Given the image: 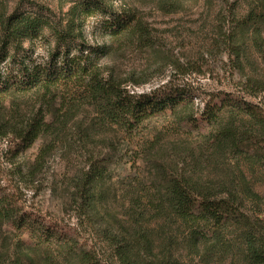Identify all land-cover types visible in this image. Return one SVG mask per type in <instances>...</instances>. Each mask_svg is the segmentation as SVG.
<instances>
[{
  "label": "trees",
  "instance_id": "1",
  "mask_svg": "<svg viewBox=\"0 0 264 264\" xmlns=\"http://www.w3.org/2000/svg\"><path fill=\"white\" fill-rule=\"evenodd\" d=\"M96 13L106 18L105 36L144 38L141 21L112 13L102 0H74L65 22H54L48 11H15L0 22V139H13L5 152L8 179L0 177V264H108L105 252L111 264H190L228 243L243 264H264V219L246 215L247 207L261 212L252 178L258 171L264 176V110L247 97L264 94V77H245L236 93L196 107L198 95L178 86L136 93L129 86L141 82L103 64L110 46L84 41V21ZM49 37L52 49L38 60L32 44H50ZM227 39L236 75L246 66V43L232 34ZM251 43L264 59L263 34L252 35ZM34 93L41 103L22 106ZM80 108L88 122L68 131ZM158 123L162 135L152 136ZM42 138L47 143L25 161ZM163 138L168 147L159 145ZM62 139L85 158L68 178L71 188L62 191L63 210L75 224L26 206L25 192L35 195L46 156ZM126 158L148 165L150 181L121 169ZM218 158L223 177L207 182L203 171L219 170ZM230 226L238 227L232 240ZM100 246L106 247L103 259Z\"/></svg>",
  "mask_w": 264,
  "mask_h": 264
},
{
  "label": "rangeland",
  "instance_id": "2",
  "mask_svg": "<svg viewBox=\"0 0 264 264\" xmlns=\"http://www.w3.org/2000/svg\"><path fill=\"white\" fill-rule=\"evenodd\" d=\"M112 13L133 14L141 21L146 33L144 38H122L113 40L104 33L103 22L105 17L96 13L84 21L81 34L87 44H106L110 46L111 54L103 60V64L122 79L129 77L138 80V87L129 86L136 93H149L155 89L167 86H178L184 91L194 92L198 95L195 107L201 100L208 101L212 97L224 93H236L237 85L245 83V77H264V59L252 47V35L261 33L264 36V0H102ZM74 0H0V22L3 18L17 13H42L58 23L65 22V13ZM263 16V17H262ZM261 17L263 18L260 21ZM1 24V23H0ZM45 36L48 32H44ZM236 35L237 39L245 41L247 60L244 71L231 74V61L227 53V36ZM1 37V29H0ZM50 44L45 40L34 42V57L42 60L47 51L52 49L54 41ZM24 47H28L25 43ZM252 47V48H251ZM40 93L26 95L21 99L25 108L38 106L41 103ZM247 97L250 102L259 105L264 110V94H254ZM58 104V103H57ZM56 104V105H57ZM80 108L75 117L68 123V131L73 130L75 123L88 122ZM47 120H50L47 117ZM163 124L153 125L152 136L162 135ZM73 128V129H72ZM74 132V131H72ZM70 136V135H69ZM74 139H76L74 137ZM9 138L0 139V177L5 179L9 166L5 161V152L12 147ZM98 140V139H95ZM170 140L163 138L160 146L166 147ZM47 143L43 138L36 141L23 156L25 161L32 162L39 149ZM96 143V142H95ZM69 145H71L69 143ZM64 142L58 143L46 156V164L41 176L37 179L38 188L35 195L25 192L26 206L31 208L41 206L48 215L56 214L64 223L75 224L76 220L68 218L64 209L65 194L69 190V179L83 167L85 158ZM91 150L105 152L100 148ZM168 147V146H167ZM130 159V158H129ZM126 158V165L121 169L127 174H137L138 179L150 181V167ZM220 168L204 169L203 178L207 182L215 183L216 179L223 177L225 164ZM124 171L122 172L125 173ZM264 176L260 171L255 175V192L261 198V212L247 207V216L254 219H264ZM69 178V179H68ZM115 179V178H114ZM119 179H116L118 181ZM12 182V181H11ZM120 182V181H119ZM118 182V183H119ZM3 186L9 184L1 182ZM13 184V182H12ZM120 185V184H119ZM71 188V187H70ZM120 190V187H117ZM54 190V191H53ZM71 190V189H70ZM33 196V199H32ZM59 205V206H58ZM260 209V208H259ZM49 217H47L48 219ZM228 240L238 230V227L228 228ZM225 250H216L208 255L202 254L199 259L190 264H243L242 254L236 251L230 243ZM103 259L104 246H100ZM204 251V248H202ZM108 264H111L109 253ZM107 263V261H105Z\"/></svg>",
  "mask_w": 264,
  "mask_h": 264
}]
</instances>
